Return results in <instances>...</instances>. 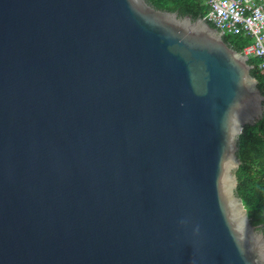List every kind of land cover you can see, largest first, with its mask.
I'll list each match as a JSON object with an SVG mask.
<instances>
[{
    "label": "water",
    "instance_id": "water-1",
    "mask_svg": "<svg viewBox=\"0 0 264 264\" xmlns=\"http://www.w3.org/2000/svg\"><path fill=\"white\" fill-rule=\"evenodd\" d=\"M147 0H0V264H264L237 193L249 58Z\"/></svg>",
    "mask_w": 264,
    "mask_h": 264
},
{
    "label": "trees",
    "instance_id": "trees-1",
    "mask_svg": "<svg viewBox=\"0 0 264 264\" xmlns=\"http://www.w3.org/2000/svg\"><path fill=\"white\" fill-rule=\"evenodd\" d=\"M147 1L157 8L177 11L180 15L189 14L194 19L206 16L209 8L204 0ZM224 36L230 46L241 52L250 42L249 37L241 34L227 33ZM249 62L254 66L252 74L257 78L258 86L264 93V71L259 69L257 58H250ZM238 158L240 164L235 171L238 178L237 193L252 224L264 231V116L257 122L244 126L239 137Z\"/></svg>",
    "mask_w": 264,
    "mask_h": 264
},
{
    "label": "built area",
    "instance_id": "built-area-1",
    "mask_svg": "<svg viewBox=\"0 0 264 264\" xmlns=\"http://www.w3.org/2000/svg\"><path fill=\"white\" fill-rule=\"evenodd\" d=\"M208 13L204 19L225 34H241L250 38L243 53L258 59L264 71V0H204Z\"/></svg>",
    "mask_w": 264,
    "mask_h": 264
},
{
    "label": "rangeland",
    "instance_id": "rangeland-1",
    "mask_svg": "<svg viewBox=\"0 0 264 264\" xmlns=\"http://www.w3.org/2000/svg\"><path fill=\"white\" fill-rule=\"evenodd\" d=\"M256 62H257V60H256Z\"/></svg>",
    "mask_w": 264,
    "mask_h": 264
}]
</instances>
